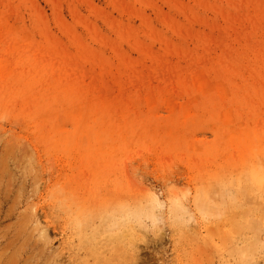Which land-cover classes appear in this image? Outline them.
<instances>
[{
	"label": "rangeland",
	"instance_id": "obj_1",
	"mask_svg": "<svg viewBox=\"0 0 264 264\" xmlns=\"http://www.w3.org/2000/svg\"><path fill=\"white\" fill-rule=\"evenodd\" d=\"M0 264H264V0H0Z\"/></svg>",
	"mask_w": 264,
	"mask_h": 264
},
{
	"label": "bare ground",
	"instance_id": "obj_2",
	"mask_svg": "<svg viewBox=\"0 0 264 264\" xmlns=\"http://www.w3.org/2000/svg\"><path fill=\"white\" fill-rule=\"evenodd\" d=\"M64 73H63V75H64ZM155 204L156 205L160 204V200L157 199V197L153 198V200L151 201L152 206H154ZM87 208L89 209V211H87V213H86L87 216H85L84 222L78 217V215L75 216L76 220L72 221V223L75 222V224H73V225H75V227L78 229V233L80 235L79 237L81 240H82V237H83V240L88 238V236H87L88 232L86 231L88 226H89L88 228H90L89 233H91V235L93 236L95 233L98 232L99 227L102 225L103 216L108 215L109 213H115L116 212V207H112V206L104 207L103 209H101L99 202H96V201H89V203L87 204ZM130 208H131V206H128L126 208V210H128L130 212V210L132 209V208L131 209ZM96 224H98V225H96ZM67 226L68 225L66 224L64 226L59 227V228H61V233H64V231L66 230L65 228ZM45 228L47 229V226H45ZM81 229L83 230L82 234L80 233ZM53 230L57 231L58 228L54 226ZM43 232L45 233L46 230H43Z\"/></svg>",
	"mask_w": 264,
	"mask_h": 264
}]
</instances>
